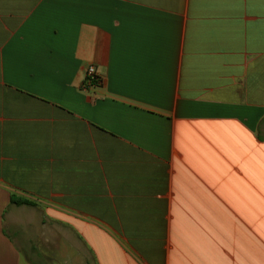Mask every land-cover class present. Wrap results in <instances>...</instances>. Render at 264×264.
I'll list each match as a JSON object with an SVG mask.
<instances>
[{
  "label": "crops",
  "instance_id": "crops-1",
  "mask_svg": "<svg viewBox=\"0 0 264 264\" xmlns=\"http://www.w3.org/2000/svg\"><path fill=\"white\" fill-rule=\"evenodd\" d=\"M71 255L264 264V0H0V264Z\"/></svg>",
  "mask_w": 264,
  "mask_h": 264
},
{
  "label": "built area",
  "instance_id": "built-area-1",
  "mask_svg": "<svg viewBox=\"0 0 264 264\" xmlns=\"http://www.w3.org/2000/svg\"><path fill=\"white\" fill-rule=\"evenodd\" d=\"M99 80V75L97 70L93 64H89L86 66L84 71V83L85 85H92L97 83Z\"/></svg>",
  "mask_w": 264,
  "mask_h": 264
},
{
  "label": "trees",
  "instance_id": "trees-1",
  "mask_svg": "<svg viewBox=\"0 0 264 264\" xmlns=\"http://www.w3.org/2000/svg\"><path fill=\"white\" fill-rule=\"evenodd\" d=\"M12 202L14 203H26V204H30V202L26 201V200H21V199H11Z\"/></svg>",
  "mask_w": 264,
  "mask_h": 264
},
{
  "label": "rangeland",
  "instance_id": "rangeland-1",
  "mask_svg": "<svg viewBox=\"0 0 264 264\" xmlns=\"http://www.w3.org/2000/svg\"><path fill=\"white\" fill-rule=\"evenodd\" d=\"M48 251H50V249H48ZM69 264H80V263H78L77 258L75 257L73 258V256L71 255Z\"/></svg>",
  "mask_w": 264,
  "mask_h": 264
}]
</instances>
